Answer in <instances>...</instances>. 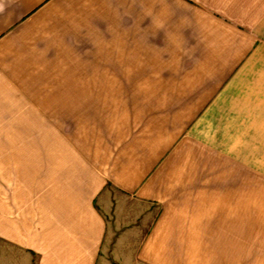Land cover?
Returning a JSON list of instances; mask_svg holds the SVG:
<instances>
[{
    "label": "crops",
    "instance_id": "obj_1",
    "mask_svg": "<svg viewBox=\"0 0 264 264\" xmlns=\"http://www.w3.org/2000/svg\"><path fill=\"white\" fill-rule=\"evenodd\" d=\"M262 180L264 0H0L26 264H264Z\"/></svg>",
    "mask_w": 264,
    "mask_h": 264
},
{
    "label": "rangeland",
    "instance_id": "obj_2",
    "mask_svg": "<svg viewBox=\"0 0 264 264\" xmlns=\"http://www.w3.org/2000/svg\"><path fill=\"white\" fill-rule=\"evenodd\" d=\"M262 189H264V181L262 180ZM8 249H12L13 247L5 244L0 245V264H26L24 257L20 256L21 254L14 251H8ZM20 254V255H19Z\"/></svg>",
    "mask_w": 264,
    "mask_h": 264
}]
</instances>
